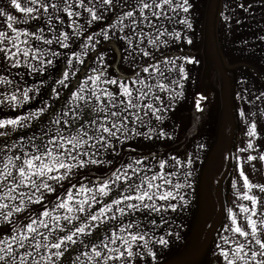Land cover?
Masks as SVG:
<instances>
[{
	"label": "snow or ice",
	"instance_id": "1",
	"mask_svg": "<svg viewBox=\"0 0 264 264\" xmlns=\"http://www.w3.org/2000/svg\"><path fill=\"white\" fill-rule=\"evenodd\" d=\"M101 2L104 11H112L117 6L114 0ZM64 4L61 7L59 0H26L22 6L19 0H9L6 7H0V18L6 26V30H0V63L7 62V69L25 68L30 73L40 74L53 65L59 53L52 51L50 57H45L40 48L32 47L31 39L46 45L55 42L64 49L76 43L81 51L73 52L67 59L68 71H63L62 78L56 81L61 88H68L72 75L79 71V68L74 69L73 62L84 65L89 50L95 51L100 40H94L92 35L87 36V43L80 40L83 33L75 19L68 24L71 34L68 31L57 34L58 29L52 27L53 16L64 24L58 13H66L68 18L80 15L67 0ZM79 7H85L84 0H79ZM193 7L190 0L178 3L176 0H136L131 10L117 17L116 24L99 34L103 40H111L113 37L109 33L117 26L119 32L128 29L129 33L135 34L115 37L124 41L121 63L114 68L113 65L117 64L115 52L110 58L107 53L102 55L98 52L96 66L91 68L84 81H77L65 109L49 118L50 124L41 130L40 136L34 133L28 137L27 144L13 141L0 146V264H59L69 247L77 244L82 250L73 264H136L147 257L156 260L157 253L149 247V232L141 228L140 221L131 218L137 213L146 216L154 213L166 222L165 213H175L186 207L189 203L187 193L182 194L181 190L192 187L189 182L191 171L187 170L193 164L192 157L182 161L171 156V163L169 160H154L158 170L146 164L148 156L131 159L126 164L121 162L111 175L97 179L92 186L80 183L77 187L75 177L80 169L113 163V159H100L97 153L103 152L122 161V150L135 151L129 143L133 140L173 139L162 126L166 114L174 113V105L186 99L185 83L189 77L183 63L195 64L197 61L173 56L170 52L173 44L169 40L152 39L145 36L142 29L136 33V29L147 21L148 27L156 28L159 37L167 34L174 38V43L181 40L182 34L169 33L163 22L172 21L178 11L189 13ZM238 8L247 11L250 5L240 3ZM85 10L90 16L86 21L88 26L104 18L102 12L98 15L99 9L88 7ZM13 11L25 14L24 19L13 15ZM42 15L48 17L46 26L53 33V39L45 38L43 26L38 28V32L17 26L27 24L29 19L39 21ZM153 19L160 22L159 27L152 22ZM224 20L230 27V17L225 15ZM178 22L189 30L193 28L187 17ZM256 38L264 41V35ZM145 39L152 45L151 51L140 47ZM186 43L190 45L193 41L187 39ZM129 57L131 63L125 67L124 62ZM177 60L182 64L177 65ZM30 61H38L39 66ZM172 73L178 78H173ZM0 86L5 89L0 91V105L10 108L23 107L30 102V94L39 93L38 87L21 89L14 78L9 79L6 75L0 76ZM13 87L15 90L9 94L7 89ZM53 91L59 98L60 91ZM206 99L201 95L194 101L198 112H204L202 102ZM256 99H264V91ZM49 107L51 105H46L16 118L0 119V129L15 131L29 128V121L40 120ZM239 115L245 117L243 109ZM250 115L255 117L257 113L251 112ZM245 123L249 125L246 133L249 142L240 149L241 152L256 150L252 138H259L256 122L245 119ZM145 128L147 131H142ZM172 131H175L174 127ZM0 137H10V133L0 131ZM203 147L199 144L197 150ZM245 160L249 163L264 161V153L249 154ZM166 165L170 169L185 168L184 182L177 179L173 183L169 177L178 174L165 172ZM238 166L242 187L246 191L240 194L237 189V192L241 199L251 202V207L239 204V213L228 210L231 223L224 231L231 235H222L216 248L222 264H264V218L254 219L264 205L260 197L252 194L253 189L264 193V184H254L249 180L244 172V161ZM233 188H237L236 183H233ZM58 189H62L64 194L61 195ZM105 198H110V202ZM96 205L100 207L93 211ZM125 219L128 223H124ZM116 221L120 222L119 227L110 232L106 228L107 234L99 242L86 239L102 225ZM149 222L156 224L155 220ZM173 235L179 238V233H167L169 237ZM154 243L167 246L169 240L161 236ZM72 250L75 251L74 248Z\"/></svg>",
	"mask_w": 264,
	"mask_h": 264
},
{
	"label": "crops",
	"instance_id": "2",
	"mask_svg": "<svg viewBox=\"0 0 264 264\" xmlns=\"http://www.w3.org/2000/svg\"><path fill=\"white\" fill-rule=\"evenodd\" d=\"M19 2L23 6L26 0H19ZM52 2H57V0H52ZM59 2L61 7L65 6L64 0H59ZM114 2L117 5L116 8L112 11H104L101 0H84V8L79 7V0H67V3L73 5V10L79 12L80 15H89L85 10L88 7L93 10L99 9L98 15L101 12L105 15L107 29L116 24L117 17L131 10L136 0H124L123 3L120 0H114ZM8 3L9 0H0V7H6ZM190 3L194 7L189 13L178 11L173 15L169 12V15H173V20L163 22L169 33L182 34L179 41L173 43L174 38L167 34L159 37L156 28L148 27L147 21L136 29V33H140L142 29L143 34L152 39L169 40L173 44L170 49L173 56H180L184 59L194 58L197 61L195 64L183 63L182 66L187 70L189 77L185 83L186 99H181L179 105H174L175 112L166 114L167 118L162 126L165 132L172 135L173 139L145 140L140 138L139 141L133 140L129 143L135 151L129 153L126 149L122 150L120 152L122 161L103 152L97 153L100 159H113V163L111 165H91L80 169L75 177L77 187L80 183L92 186L97 179H104L111 175V172L119 167L121 162L126 164L131 159H143L148 156L149 160L145 161L146 164L158 170L154 160H169L171 163V156H176L182 161L186 157H192L193 164L190 169H187L191 171L189 182L192 187L181 190L182 194L187 193L186 199L189 201L187 206L175 213L170 211L165 213L166 222L154 213L147 216L137 213L131 218L140 221L141 228L149 232V247L157 253L155 261L147 257L145 261L138 260L136 264H222L216 245L221 242L222 235H231L224 231L231 223L228 210L232 209L239 213L237 207L239 204L251 207V202L241 199L237 192V189L240 194L246 191L242 187L239 163L244 161V172L252 183L264 184V161L257 160L249 163L245 160L249 154L255 156L258 152L264 153V111H262L264 110V99H256V96L264 91V41L256 38L264 35L262 31L264 30V0H190ZM240 3L250 5V8L247 11L240 9L238 8ZM12 14L21 19L25 17V14L15 11ZM57 15L65 16L66 13L61 12ZM225 15L230 17V27L224 20ZM185 17L193 25L191 30L178 22ZM47 19V16L42 15L39 21L29 19L27 24L17 26L22 30L37 32L38 28L43 26L45 27V38L53 39V33L46 26ZM63 20L68 27L67 18ZM152 22L159 27L160 22L154 19ZM124 23L127 24L128 21L125 20ZM67 27H63L60 23L58 27L56 22L54 28L58 29L57 34H59V29L63 30ZM118 27L112 29L109 35L113 38L105 41V47L101 49L103 52L101 54L107 53L109 58L115 52L117 64L113 65L114 68L121 63V53H124L122 46L124 41H118L115 37L125 34L135 35L129 33L128 29L119 32ZM0 30H6L3 18H0ZM89 30H92V25ZM9 34L14 35L10 32ZM97 36V34L93 36L94 40ZM187 39H191L193 43L187 44ZM30 44L33 48H40L45 57H50L52 51L58 52L59 55L55 57L53 65L40 74L30 73L25 68L7 69V62L0 63V76L6 75L9 79L14 78L21 89L39 88V93L30 94L32 97L30 102L25 103L23 107L10 108L0 105V119L27 115L29 111H38L46 105H51V107L40 120L29 121L31 124L29 128L15 131L11 128L0 129V131L10 133V137H0V146H5V142L11 144L13 141H23L27 144L28 137L34 133L40 136L41 130L49 126V118L54 113L59 114L65 109L67 98L70 91L75 90L77 81H84L91 68L96 66L98 44L93 54L85 57L84 65H77L75 61L73 62L74 69L79 68V71L72 75L68 88H61L56 81L62 78L63 71H68L67 59L72 54L55 42L52 45H46L42 41L31 39ZM140 47L152 50V45L147 43V39ZM30 62L39 66L38 61ZM124 63L127 67L131 63V58L129 57ZM176 64L181 65L182 61L177 60ZM209 66L211 71L209 85L212 92L205 90ZM161 67L163 68V65ZM171 75L173 78H178L175 73ZM54 89L60 91L59 98L55 96ZM218 89H220L219 94ZM13 90H15L14 87L7 89L9 94ZM0 91H5L3 86H0ZM215 94L218 96L215 97ZM201 95L207 97L202 102L203 113L198 112L194 107V101L199 100ZM241 109L246 114L244 118L239 115ZM251 112L257 115L253 117L250 115ZM245 119L256 122L259 138H252L256 150L241 152L240 149L245 148L249 142L246 135L249 125L245 123ZM153 123L156 122L153 121ZM142 131H147V128ZM199 144H203L204 147L197 150ZM234 156L237 158L234 159ZM164 171L177 172L178 176L169 177L173 183H176L177 179L181 183L184 182L185 168L170 169L166 165ZM148 174L151 175V172ZM64 183L67 185L68 182ZM233 183L237 184V188H233ZM58 190L61 195L64 194L62 189ZM252 194L260 197L261 204L264 205V193H261L259 189H253ZM115 195L116 193L113 192V196ZM105 199L106 202H110V198ZM157 203L162 202L157 201ZM99 207L100 205H96L93 211L98 210ZM261 218H264V207H261L258 215L254 217L257 220ZM240 219L243 223L242 215ZM150 220H155L156 224L152 225ZM119 223L116 221L110 222L107 226L102 225L93 232L92 237L86 239L99 242L100 238L107 234L106 228L110 232L118 228ZM124 223H128V219H125ZM168 232L179 233V238L176 235L167 236ZM161 236L169 240L167 246L154 243ZM73 248L75 251L72 250ZM81 250L79 244L70 246L59 264H73ZM140 251L143 250L140 249Z\"/></svg>",
	"mask_w": 264,
	"mask_h": 264
},
{
	"label": "rangeland",
	"instance_id": "3",
	"mask_svg": "<svg viewBox=\"0 0 264 264\" xmlns=\"http://www.w3.org/2000/svg\"><path fill=\"white\" fill-rule=\"evenodd\" d=\"M60 17V19H64V18H67V21L70 23V21L72 20V19H75L76 20V22H77V25H79V27H80V30L82 31V33H83V35L80 37V40H82L84 43H87L88 41H87V36L88 35H91L92 34V36H96V34L98 35L97 36V39H99L100 40V42H99V44L97 45V53L99 52V53H103L102 51H101V49L102 48H104L105 47V40H103L101 37H100V33L103 31V30H106L107 29V26H106V21H105V15H103V17L104 18H102V19H100V20H98V21H96L95 23H93L92 24V30L90 31L89 30V28L91 27V26H88L87 25V23H86V21L88 20V19H90V16L89 15H79V16H74V17H72V18H68L66 15L65 16H59ZM56 22H57V24H58V27H59V20H57L56 18H55V16H53V18H52V27H55L56 26ZM67 24H62V26L63 27H67L66 26ZM60 31H59V33H62V32H64V31H68L70 34H71V32H72V29L71 28H69V27H67V29H59ZM70 43H71V41H70ZM77 43H79V41H77ZM214 49L216 50V47H214ZM67 50V49H66ZM68 50H69V53L70 54H73V52H80L81 51V48L80 47H77L76 46V43H72L71 44V47L70 48H68ZM91 54H93V51H91V50H89V52H88V55H91ZM209 70H208V72H207V81H206V88H205V90H210L211 92H212V90H211V88H210V78H211V76H210V74H211V71H210V66H209V68H208ZM217 79V78H216ZM217 80H219V78L217 79ZM219 90L220 89H218V91H217V93L219 94ZM214 94V93H213ZM218 95L217 94H215V97H217Z\"/></svg>",
	"mask_w": 264,
	"mask_h": 264
}]
</instances>
